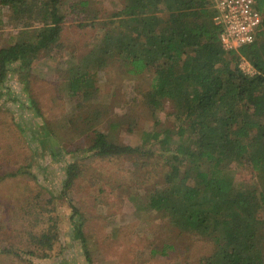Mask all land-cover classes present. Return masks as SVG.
Returning a JSON list of instances; mask_svg holds the SVG:
<instances>
[{
	"label": "trees",
	"instance_id": "16d2710c",
	"mask_svg": "<svg viewBox=\"0 0 264 264\" xmlns=\"http://www.w3.org/2000/svg\"><path fill=\"white\" fill-rule=\"evenodd\" d=\"M64 1L0 0L19 19L15 26L26 29L0 47V82L11 71L26 76L41 51L60 45ZM215 3L123 0L122 7L104 20L97 44L80 57L67 81L71 98L89 101L82 110L80 131L88 130L91 141L84 150L76 146L66 153L120 157L154 155L157 150L168 165L165 184L148 191L137 208L161 212L182 231L205 234L213 246L204 264H264V0H255L262 14L255 40L228 51L220 40L224 27L214 21ZM92 12L91 21L82 24L94 25L97 12ZM112 59L126 63L129 75L153 73L148 103L153 109L165 101L172 103L180 120L174 134L170 128L145 131L140 145H130L98 127L102 112L98 103L93 104L97 81ZM242 61L249 62L253 73L241 68ZM29 104L43 120L36 101L30 98ZM42 128L56 140L48 123L43 121ZM56 143L61 145L60 139ZM232 164L249 165L256 183H236ZM80 171L79 163H67L60 195L70 210L76 237L86 248L76 218L79 209L70 194ZM50 232L47 229L39 237L49 249L56 236Z\"/></svg>",
	"mask_w": 264,
	"mask_h": 264
},
{
	"label": "rangeland",
	"instance_id": "374dc122",
	"mask_svg": "<svg viewBox=\"0 0 264 264\" xmlns=\"http://www.w3.org/2000/svg\"><path fill=\"white\" fill-rule=\"evenodd\" d=\"M81 1L65 0L61 6L60 45L41 51L26 76L11 71L0 82V264H204L213 246L205 234L182 231L161 212L137 208L148 191L165 184L168 165L157 150L154 155L120 157L66 153L76 146L84 150L91 141L88 130L80 131L89 101L71 98L67 81L80 57L97 44L104 20L123 5V0ZM92 11L97 12L94 25L82 24L91 21ZM12 14L10 6L0 5V47L26 30L15 26L19 19ZM127 66L112 59L98 77L93 102L102 112L98 127L130 145H140L145 131L170 128L174 134L180 120L172 103L165 101L159 109L148 103L153 73L129 75ZM240 66L253 71L248 61ZM43 121L54 130L55 141L43 130ZM148 147L155 149L156 144ZM69 162L79 163L81 170L70 194L79 209L76 218L86 248L60 195ZM231 167L236 183H256L249 165ZM47 229L56 234L50 249L39 242Z\"/></svg>",
	"mask_w": 264,
	"mask_h": 264
},
{
	"label": "built area",
	"instance_id": "2783aa9c",
	"mask_svg": "<svg viewBox=\"0 0 264 264\" xmlns=\"http://www.w3.org/2000/svg\"><path fill=\"white\" fill-rule=\"evenodd\" d=\"M215 1L218 13L214 21L224 27L220 34L222 47L227 51L235 50L253 42L256 29L262 21V14L256 8L255 0Z\"/></svg>",
	"mask_w": 264,
	"mask_h": 264
}]
</instances>
